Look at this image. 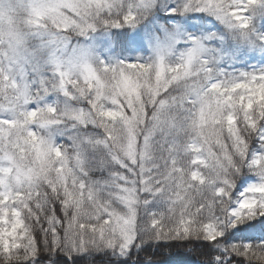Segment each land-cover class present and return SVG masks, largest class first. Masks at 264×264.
I'll return each mask as SVG.
<instances>
[{"label": "snow or ice", "instance_id": "obj_1", "mask_svg": "<svg viewBox=\"0 0 264 264\" xmlns=\"http://www.w3.org/2000/svg\"><path fill=\"white\" fill-rule=\"evenodd\" d=\"M0 264H264V0H0Z\"/></svg>", "mask_w": 264, "mask_h": 264}, {"label": "trees", "instance_id": "obj_2", "mask_svg": "<svg viewBox=\"0 0 264 264\" xmlns=\"http://www.w3.org/2000/svg\"><path fill=\"white\" fill-rule=\"evenodd\" d=\"M231 43L238 47L239 49L243 50L245 47H247L242 41H236V40H232ZM251 65L255 66L261 63V61L259 59H255V60H251ZM244 70V69H241ZM165 252H167L168 250H164Z\"/></svg>", "mask_w": 264, "mask_h": 264}]
</instances>
